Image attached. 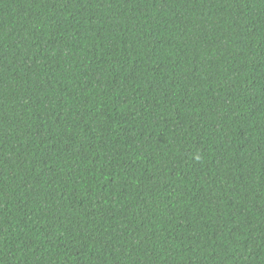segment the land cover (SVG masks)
Instances as JSON below:
<instances>
[{"label":"trees","instance_id":"16d2710c","mask_svg":"<svg viewBox=\"0 0 264 264\" xmlns=\"http://www.w3.org/2000/svg\"><path fill=\"white\" fill-rule=\"evenodd\" d=\"M0 127V264H264V0H0Z\"/></svg>","mask_w":264,"mask_h":264},{"label":"bare ground","instance_id":"6f19581e","mask_svg":"<svg viewBox=\"0 0 264 264\" xmlns=\"http://www.w3.org/2000/svg\"><path fill=\"white\" fill-rule=\"evenodd\" d=\"M27 78V77H26ZM10 82V81H9ZM7 83V82H6ZM29 87V86H28ZM10 110V109H9ZM12 111H13V109H12ZM11 113V112H10ZM15 115V114H14ZM17 118V117H16ZM25 121V120H24ZM14 122V121H13ZM27 122V121H26ZM3 123V122H2ZM24 123V122H23ZM1 128V127H0ZM38 130V129H37ZM46 130V129H45ZM44 131V130H43ZM2 132V131H1ZM40 134V133H39ZM20 135V134H19ZM24 135V134H23ZM33 136V135H32ZM16 138V137H15ZM13 140V139H12ZM34 143V142H33ZM21 144V143H20ZM20 146V145H19ZM5 170V169H4ZM43 188V187H42ZM22 192H23V190H22ZM43 192V191H42ZM35 194V193H34ZM24 195V194H23ZM33 196V195H32ZM37 196V195H36ZM34 198V197H33ZM53 241H54V239H53ZM4 251V250H3Z\"/></svg>","mask_w":264,"mask_h":264}]
</instances>
